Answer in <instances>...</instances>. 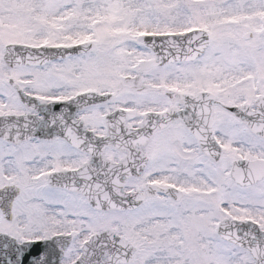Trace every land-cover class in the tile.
I'll return each mask as SVG.
<instances>
[{
    "label": "snow or ice",
    "instance_id": "snow-or-ice-1",
    "mask_svg": "<svg viewBox=\"0 0 264 264\" xmlns=\"http://www.w3.org/2000/svg\"><path fill=\"white\" fill-rule=\"evenodd\" d=\"M0 264H264V0H0Z\"/></svg>",
    "mask_w": 264,
    "mask_h": 264
}]
</instances>
